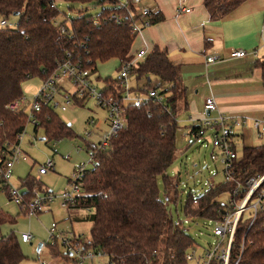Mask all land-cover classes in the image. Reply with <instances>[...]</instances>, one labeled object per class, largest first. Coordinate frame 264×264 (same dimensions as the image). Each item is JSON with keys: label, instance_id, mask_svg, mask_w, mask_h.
Returning a JSON list of instances; mask_svg holds the SVG:
<instances>
[{"label": "trees", "instance_id": "obj_1", "mask_svg": "<svg viewBox=\"0 0 264 264\" xmlns=\"http://www.w3.org/2000/svg\"><path fill=\"white\" fill-rule=\"evenodd\" d=\"M63 1L108 2L117 7L103 9L95 17L80 15L69 24L64 20L56 27L54 20L60 13L51 7V0H0V19L14 17L18 24L16 29H0V157L9 155L10 147L18 143L17 135L23 132L27 123L25 114L8 110L11 102L22 97V82L34 77L46 79L67 54L81 57L84 62L90 59L96 74L98 64L110 60L129 62L138 52L132 51L138 34H132L127 23L131 13H135L132 0H127L126 6L119 0ZM240 2L204 0L203 4L212 19H221ZM111 14L122 18V23L118 25L110 19ZM95 20L98 25L93 23ZM148 20L152 26L162 18L150 13ZM60 26L68 28V34H62ZM257 66L264 81V61H258ZM131 75L137 82L142 77H152L165 100L159 103L145 101L139 107L128 104L123 112L124 128L110 140L105 150L94 154L93 167L85 171L81 182L82 194L76 198V205L93 210L88 217L90 240L84 247L100 251L109 264H185L184 253L193 245V240L185 234L180 221L172 220L166 207L169 201L177 205L174 190L177 181L174 185L167 170L175 160L176 151L178 70L165 50L153 46L133 65ZM96 80L105 83L109 93L120 95L113 77L102 80L96 74ZM138 91L141 93V88ZM39 119L40 125L33 129L35 133L41 129L45 141L75 137L71 126L48 107L43 108ZM89 148L94 147L90 145ZM234 170L236 179L242 182L263 175L264 147L243 148ZM159 179L164 187L172 188V198L165 195L161 199ZM34 184L30 177L23 181L25 201L32 198ZM232 186L222 183L208 189L195 197L197 207L193 206V196H187L183 215L219 219L224 203L216 198L227 194ZM250 221L248 213L244 214L235 234V242L244 243L240 263L264 264V210L249 226ZM4 223H14V220L0 213V228ZM58 249V246L51 248L53 256L59 255ZM64 257L65 261L69 260L65 254ZM23 259L20 239L13 233L3 236L0 230V264H21Z\"/></svg>", "mask_w": 264, "mask_h": 264}, {"label": "built area", "instance_id": "obj_2", "mask_svg": "<svg viewBox=\"0 0 264 264\" xmlns=\"http://www.w3.org/2000/svg\"><path fill=\"white\" fill-rule=\"evenodd\" d=\"M58 0H51V7L57 8ZM140 0H132L135 13L127 19L128 26L132 34H139L143 29L150 27L148 20L149 10L146 8L136 9ZM127 0L122 6H126ZM180 12H189L190 10H179ZM139 16V19L136 18ZM110 19H113L118 25L122 23V18L118 15L111 14ZM54 25L59 26V21L54 20ZM98 25V20L93 21ZM69 24V23H68ZM67 24V25H68ZM18 26L16 19H0V29H16ZM69 27V26H68ZM62 34H68V28L60 26ZM147 50L142 48L138 50L135 58L132 61L119 63L118 70L113 76L117 83V88L121 91L120 95L109 93V87L102 82L95 80L96 74L92 71L93 62L89 59L84 62L81 57L67 54L66 58L57 63L54 72L46 79L42 80L41 87L30 106L29 112L26 111V100L21 98L14 100L8 105V110L16 114H25L27 124L36 128L40 125L39 115L44 107L55 111L64 112L67 105L85 100H93L96 107L106 113L109 123L108 134L94 148H89L87 154L90 161L93 160L94 154L98 150H105L110 143V140L116 136L117 132L125 126V118L123 116L124 108L128 104L141 106L145 101L163 102L165 96L156 89V81L150 76L142 77L143 86L142 92L131 93L129 86L132 75L131 69L136 62L141 61ZM247 53L241 49H232L228 53L231 59H243ZM218 56H210L206 58V63L210 64L216 61ZM91 67V68H90ZM66 80L73 88L72 92L67 91L59 85V82ZM102 86L99 88L97 84ZM140 89V88H139ZM163 89V88H162ZM164 90H166L164 88ZM205 111L211 113L218 112L217 106L212 98H207L204 102ZM88 124L94 127L97 122L94 119H89ZM247 121L241 118L229 119L222 113L216 116L204 117L199 126L192 128L188 134L190 140L199 147L209 149V159L219 164L222 167L224 182L223 184H232L230 191L225 194L227 199L223 206V211L220 213L219 219H209L199 216H184V220L180 221L182 226H185L190 221L194 225L201 224L207 226L208 231L216 240L212 241L207 246L196 247L195 242L184 253L183 259L185 264H241L240 259L244 250L243 241L239 244L235 242V234L237 226L243 215L248 213L251 221L249 226L254 221L256 215L264 210V174L256 175L245 179L243 182L236 179L234 165L238 161L239 156L236 151V129L246 126ZM253 128L259 136L264 134V114L261 119L252 122ZM26 126L22 133L17 135V144L9 149L7 157H0V191H6L10 200L17 204L20 210L27 216L33 217L41 214L47 203L52 202L53 196L45 194L39 196L38 191L34 192V196L28 201H25L23 193L19 189L13 187L10 180L13 176V167L19 162L26 161V155L21 149V142L25 133ZM92 136V131L87 133V137ZM54 169L52 161L48 160L43 165H40L38 175L43 176L49 170ZM85 165L75 169L72 177L69 179L71 191L63 192L60 195L61 206L70 208L76 206V198L82 194L81 182L85 173ZM216 170L210 171L215 173ZM193 206L197 207V199L193 197ZM183 209V208H182ZM199 235H202L199 232ZM81 236L75 235L73 232L57 231L56 223H52L48 228V243L51 248L58 246L62 247L65 255L72 261L73 264H92L99 257L105 256L100 251L95 249H86L84 242L81 241ZM31 240V235L23 233L20 236V241L28 243ZM236 252V253H235ZM40 264H46L41 262Z\"/></svg>", "mask_w": 264, "mask_h": 264}, {"label": "rangeland", "instance_id": "obj_3", "mask_svg": "<svg viewBox=\"0 0 264 264\" xmlns=\"http://www.w3.org/2000/svg\"><path fill=\"white\" fill-rule=\"evenodd\" d=\"M126 0H119V3L124 4ZM59 17L57 20L63 22L77 18L78 16L95 17L101 13L103 9H114L108 2L103 4H81L70 3L63 0H58L56 3ZM15 18L13 17L12 20ZM118 64L114 60H110L103 64H98L99 72L102 76L111 74L115 76V70ZM109 73V74H108ZM96 80V76L94 78ZM42 80L39 77L25 80L20 85L21 95L26 100V106L33 102V98L39 91ZM62 88L69 92L73 91L70 83L66 80L59 82ZM142 87L143 83L139 82ZM100 88L102 84L98 83ZM30 106L26 111L29 112ZM27 112L25 114L27 115ZM60 119L67 125H70L74 138L62 139L60 141H45L43 131L39 129L34 132L33 126L27 124L21 148L26 155V161L17 163L13 168V176L10 183L13 187L20 190L21 193L26 192V187L23 186V181L30 177L35 181L31 195L38 191L39 196L50 194L53 200L45 205V208L38 216L27 217L17 204L8 199V193L0 191V213L9 216L14 220V223H4L0 230L1 235L6 236L13 233L20 239L21 234L27 233L31 235V240L27 244L20 242V247L24 255L22 264H56V262L65 261V251L62 247L58 249L59 255L53 256L48 243V228L54 222L57 225V231L72 232L80 234L84 242L90 240V227L88 217L92 214V209L79 208L69 209L61 206L60 195L63 192L71 191L69 179L72 177L75 169L85 165V170H90L93 167V162L87 154L89 146L98 144L109 132V124L107 122L106 113L96 107L93 100H87L84 106L71 103L67 105L64 112L57 111ZM98 120L94 127L88 124L89 119ZM176 132L175 143V160L167 170V175L172 178L174 190L177 197V205L173 202H167L166 207L174 222L183 221L184 215L182 208L185 204L187 196L198 197L205 193L210 188H215L217 185L224 182L222 167L212 162L209 159V149H204L192 142L189 138L182 139V129L180 126ZM92 131V136L87 137V133ZM48 160L54 163V169L49 170L45 175L39 176L38 170L40 165H43ZM216 170L215 173L210 171ZM22 184V186H21ZM160 197L163 199L165 195L172 198L174 191L172 188L164 187L163 181L159 179ZM226 195H221L216 198L217 201L225 203ZM184 232L189 236L196 247L207 246L216 239L212 237L207 226H202L200 223L194 225V222H189L183 226ZM199 232L202 235H199ZM41 248L38 250V247ZM68 264H73L71 260H67ZM95 263L107 264V259L102 256L96 258ZM65 263V262H64Z\"/></svg>", "mask_w": 264, "mask_h": 264}, {"label": "crops", "instance_id": "obj_4", "mask_svg": "<svg viewBox=\"0 0 264 264\" xmlns=\"http://www.w3.org/2000/svg\"><path fill=\"white\" fill-rule=\"evenodd\" d=\"M203 3L204 0H140L137 10L146 8L150 13L158 14L162 21L143 29L137 35L132 51L157 46L166 51L169 61L177 68L179 89L175 116L177 125L181 123L184 127L182 139L189 138L190 130L198 127L207 116L204 109L207 98L214 100L218 110L211 113V117L220 112L229 119L246 120V126L235 130L236 151L240 157L243 148L264 147V134L259 136L252 125L264 114V81L257 66L258 61H264V0H241L221 19H212ZM180 9L190 11L180 12ZM232 49H241L247 56L231 59L228 53ZM210 56L219 58L207 64L206 58ZM114 61L119 66V61ZM97 75L102 80L113 77L112 72L102 76L98 68ZM129 86L130 94L141 88L133 77ZM79 208L83 207L76 205L69 209ZM104 257L109 264L108 258ZM68 263L64 260L56 262Z\"/></svg>", "mask_w": 264, "mask_h": 264}, {"label": "water", "instance_id": "obj_5", "mask_svg": "<svg viewBox=\"0 0 264 264\" xmlns=\"http://www.w3.org/2000/svg\"><path fill=\"white\" fill-rule=\"evenodd\" d=\"M206 115L209 116L210 113L206 111ZM42 140H44V138ZM39 248H40V246L38 247V250H39Z\"/></svg>", "mask_w": 264, "mask_h": 264}]
</instances>
